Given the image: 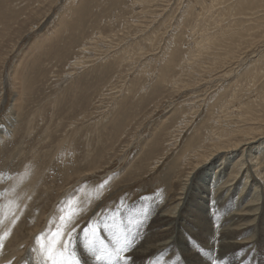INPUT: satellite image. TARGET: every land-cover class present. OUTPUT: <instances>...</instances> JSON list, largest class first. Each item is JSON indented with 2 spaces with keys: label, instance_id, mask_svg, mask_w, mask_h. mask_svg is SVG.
Returning <instances> with one entry per match:
<instances>
[{
  "label": "rangeland",
  "instance_id": "obj_1",
  "mask_svg": "<svg viewBox=\"0 0 264 264\" xmlns=\"http://www.w3.org/2000/svg\"><path fill=\"white\" fill-rule=\"evenodd\" d=\"M149 1L0 0V135L6 133L0 144V179L18 177L28 160L44 172L34 199L22 206L27 217L22 220L37 221L31 233L43 214L64 208L67 189L73 190L74 200L87 194L79 204L84 212L79 220L64 211L62 221L72 233L77 224L92 228L97 212L108 215L150 196L172 204L189 178L200 173L199 152L210 146L218 125L236 128L244 103L261 102L264 31L254 30L258 42L246 43L243 52L232 55L237 61L222 64L213 48H204L212 44L203 40L236 20L244 26L252 20L253 26L264 9L243 18L227 12L237 0H221L216 7L211 0ZM239 167L237 162L234 175ZM245 167L239 170L240 180ZM224 169L213 178L201 177L202 188L217 192L231 166ZM54 226L56 231L65 228Z\"/></svg>",
  "mask_w": 264,
  "mask_h": 264
},
{
  "label": "bare ground",
  "instance_id": "obj_2",
  "mask_svg": "<svg viewBox=\"0 0 264 264\" xmlns=\"http://www.w3.org/2000/svg\"><path fill=\"white\" fill-rule=\"evenodd\" d=\"M226 1V3L229 4L231 0ZM211 2V6L216 7L215 4L221 3V0H211ZM193 9L196 8L194 7ZM227 9V12L233 11L231 13H234L232 17L236 14L238 17L241 15V17L244 18V16L248 14L252 16L253 13L254 15L253 11L256 9H264V0H237L236 4L227 7ZM230 9L231 11H229ZM228 14L230 15V13H227V15ZM229 15L228 17L230 18ZM224 17L227 16L225 15ZM253 18L254 17H252V19ZM236 21H234L235 24L230 23L231 27L229 29H224V31H221V33L219 32V34L206 36L203 40L206 44L207 42L212 44L211 46L208 45V47H203L205 49L213 48L212 50L215 52L213 53V55H215L214 58H216V60H218L217 62H220L221 64L229 58H232L233 61V58H235L236 55H232H234L235 52L237 54L239 50L244 48L246 43L251 45L255 42L254 40L258 38L255 36L260 35H255L254 30H256L257 33L264 31V14L254 22L255 24L253 26H250L252 20H250V24L248 23L249 26L248 24L247 26H244L245 22L243 23V20L238 21V24ZM203 51L204 49L202 52ZM210 54L212 55V51ZM241 57L242 56L240 55V58ZM214 58L212 57L211 59ZM207 62H209V59ZM230 63L232 62L230 61ZM254 63H256V60L253 64ZM215 64L217 65L218 63L215 62ZM227 65L229 66V63H227ZM210 66L211 65H209V68ZM211 67H213V65ZM214 68L215 67H213V69ZM219 68L217 70H219ZM248 69H250V66ZM206 70L208 71V67ZM226 70L229 71L231 69ZM223 72L224 71H222V73ZM213 73L215 74V72ZM262 74L260 73V75ZM16 75L20 77V73L17 72ZM162 75L164 76V74ZM235 80H233V82H236ZM222 95L223 94H221V96ZM234 96H236V94ZM214 98L216 99V97ZM233 100L235 102L237 99ZM258 100H261V102L257 101L255 103L254 100V103H252L253 101H247L243 105L244 108L242 109L244 110L242 111L241 109L237 112L239 114L243 113V119L240 120V122L242 121L241 125L239 124L238 119V124L235 126L236 128L233 129L225 127L220 129L218 125V129L215 130L216 136L212 141L209 140L210 146L205 148L206 151L199 152L200 156L203 158L202 162L197 166L200 168V173L198 172L197 175H193L189 178L190 181L188 180L189 182L183 186L177 201L171 204L169 203L170 201L168 203L167 201H162L160 197V200H158L150 196V198H144L137 203L135 202L133 206L122 208L116 212L109 213L108 215L101 216V214L97 212L96 216L91 218L90 222L94 220H97V222L92 228H87L89 238L91 239L92 231L99 228V235L107 245V256H105L104 252L99 248H97L96 253L87 251L84 248L85 233L82 231L81 224H77L72 233V226H70L67 221L64 222L61 220V217H64V211L72 213L71 215H68L67 213V216L71 219L79 220V218L82 217L84 212L80 210L79 204L83 202V196H86L87 198V194L84 193L74 200V196L70 195V192L73 190H64L65 194H63L66 196H64V199H67L66 202L69 203L70 208H68L66 202L64 208L58 207L55 204L57 207L53 209L52 213L43 214L42 219H39V228L32 233L30 232L31 229L36 226L37 221L34 219L33 223H26L22 220V218L25 217L24 207L27 205V202L30 203L37 194L38 189L36 190V187L43 185L44 172H42L40 167H31V160H28L29 164L24 161L26 163H24L25 165H23L18 177H12L5 180L7 177L5 175L1 176L0 179V189L3 188L0 190V234H6L3 248L0 249V264H45L46 256L44 255L42 245L45 247L51 245L53 233L56 231L54 225L57 223H61L65 227L61 230L62 232H68L67 235L56 238L60 241L57 251L66 245L65 253L67 254L72 251L73 245H75L76 254L70 258L72 260L79 259L81 264H264V160L259 159L264 150L263 93ZM233 117L237 118V116ZM214 121L216 122V120ZM224 125H226V123ZM4 137H6V133L0 135L1 145V140L4 139ZM231 151L232 153L230 156L228 155V157L226 153H230ZM225 155L229 158L230 162L226 161L228 159H225L227 158ZM197 159L199 158L197 157ZM220 160H222L221 163L219 162ZM236 161L238 162L240 169H238L237 172L234 171V175L233 170L237 165ZM223 163H225L224 166L220 168ZM248 165H252L250 166L251 168H247ZM230 166L231 170L227 171ZM243 166H246V173L244 176L241 174L242 180H240L239 170H241ZM222 169L225 170L224 172L227 171V178H222L218 189L216 187L217 192H212V190H210L208 193L206 189L202 188L203 184L200 181V178L202 177L201 180H204V178L210 179ZM251 176L253 178L252 183L250 182L248 185ZM237 178H239V180L236 181ZM261 181L263 184H260ZM223 182H226V185ZM221 184H224L223 189L221 188L223 187ZM247 185L248 189L244 193ZM213 188L214 187L211 189ZM207 189L209 190V188ZM95 192V190L92 191V193ZM259 192H261L260 196L262 195V198H259V194L257 195ZM63 194L61 196H63ZM161 197L163 196L161 195ZM226 197H228V199L225 200ZM86 200L84 199V201ZM229 201L232 203H229ZM233 203L234 207L228 206H231ZM214 204L220 208L218 209L216 207V209L214 207L215 211H213ZM23 205L24 207H22ZM209 207L212 210H209ZM57 209L59 210L57 211ZM225 209H227V212ZM216 211H218V213ZM213 212H216V215L214 214L211 216ZM222 212L226 213L222 215ZM37 215L39 216V214ZM87 215L88 212L86 217ZM99 215L101 217H99ZM26 218L27 217L24 219L26 220ZM21 222L25 223H22L23 225H21ZM90 222H88L89 225ZM67 225L70 227L67 228ZM21 226L23 227L22 231H20ZM85 228L86 226L83 229ZM108 228L124 234L129 242L128 247L119 252L118 255L114 252V249L120 246L115 244L112 238V232L108 231ZM19 233H22L23 236H21L22 234L18 235ZM29 234L31 235L28 236ZM18 236L21 237L19 238ZM69 238L72 239V244L68 243ZM97 255L102 256L103 258L97 260Z\"/></svg>",
  "mask_w": 264,
  "mask_h": 264
},
{
  "label": "snow or ice",
  "instance_id": "obj_3",
  "mask_svg": "<svg viewBox=\"0 0 264 264\" xmlns=\"http://www.w3.org/2000/svg\"><path fill=\"white\" fill-rule=\"evenodd\" d=\"M63 219H64V217H61V220H63ZM107 230L112 232V238H113L115 244L120 246V247L114 249V252L118 255L119 252L123 251L125 248L128 247L129 242L127 240V237L124 234H122L119 231H116L114 229L108 228ZM82 231L85 233L84 248L87 251H90L92 253H96L97 248H99L101 251L104 252L105 256L108 255L107 245L105 244L104 240L99 235V232H100L99 228L94 229L92 231L91 239L89 238L87 228L82 229ZM67 234H68L67 231L62 232L61 230L58 229L55 233H53V240L51 242V245L48 247H45L42 245L44 255L46 256L45 264H81L79 259L72 260L70 258L74 254H76L75 245H73L72 251L68 252L67 254L65 253V249L67 247L66 245L63 248H61L59 251H57V247L60 244V241L57 240L56 238L63 236V235H67ZM5 235L6 234H0V249L3 248ZM38 243H39V241H38ZM68 243L72 244L71 238H69ZM102 258H103L102 256H99V255L96 256L97 260H100Z\"/></svg>",
  "mask_w": 264,
  "mask_h": 264
}]
</instances>
